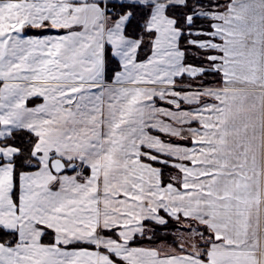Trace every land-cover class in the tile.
<instances>
[{
	"label": "crops",
	"instance_id": "crops-1",
	"mask_svg": "<svg viewBox=\"0 0 264 264\" xmlns=\"http://www.w3.org/2000/svg\"><path fill=\"white\" fill-rule=\"evenodd\" d=\"M184 2L0 0V264H264V0L186 16L203 64ZM167 217L206 231L130 244Z\"/></svg>",
	"mask_w": 264,
	"mask_h": 264
},
{
	"label": "trees",
	"instance_id": "trees-1",
	"mask_svg": "<svg viewBox=\"0 0 264 264\" xmlns=\"http://www.w3.org/2000/svg\"><path fill=\"white\" fill-rule=\"evenodd\" d=\"M224 3V0H185L181 5H169L167 6L166 12L168 15L172 16L175 19L176 25L181 29L180 35V45L185 50L184 60L186 62H191L194 64H203L204 58L197 54V47L187 42L188 38L191 35L190 30L192 29H211V19L205 16H193L191 24L186 23V16L195 11L197 8H206L212 9L215 7H221ZM110 12L115 15L130 12L131 18L126 26V33L130 35L138 34L142 32L143 22L146 20V17L149 12V5H142L137 3H128V2H114L110 4ZM144 43V40H143ZM146 49L145 51H147ZM145 51H140L142 54ZM208 76H215L216 73H205ZM206 81H209V80ZM6 142L9 139L5 140ZM162 166V182L168 181V174L166 172L168 166ZM145 225L151 227L149 230L150 234H143L141 236H136L130 244L132 245H143V244H153L159 241L167 242L173 245H178L179 240L175 233L176 228H178L179 221L171 217H167V221L163 224H157L150 221H145ZM205 233L206 229L204 227H199ZM205 230V231H204ZM0 241L6 243H13L15 241V233L13 231L5 230L0 228Z\"/></svg>",
	"mask_w": 264,
	"mask_h": 264
},
{
	"label": "rangeland",
	"instance_id": "rangeland-1",
	"mask_svg": "<svg viewBox=\"0 0 264 264\" xmlns=\"http://www.w3.org/2000/svg\"><path fill=\"white\" fill-rule=\"evenodd\" d=\"M178 221H179V225H178V228H176L175 233L179 232L183 236L184 239L186 238L185 239L186 241H188V242L191 241V238H195V235H202V232H199L200 228L196 227L193 223H190L186 220L183 221V220H179V219H178ZM149 230H151V229L149 228Z\"/></svg>",
	"mask_w": 264,
	"mask_h": 264
},
{
	"label": "water",
	"instance_id": "water-1",
	"mask_svg": "<svg viewBox=\"0 0 264 264\" xmlns=\"http://www.w3.org/2000/svg\"><path fill=\"white\" fill-rule=\"evenodd\" d=\"M52 167L56 170L59 171L62 169L63 165L62 162L59 159H53L51 161Z\"/></svg>",
	"mask_w": 264,
	"mask_h": 264
}]
</instances>
